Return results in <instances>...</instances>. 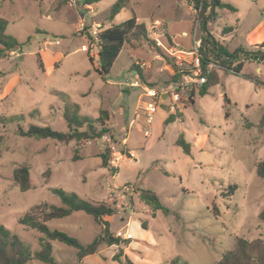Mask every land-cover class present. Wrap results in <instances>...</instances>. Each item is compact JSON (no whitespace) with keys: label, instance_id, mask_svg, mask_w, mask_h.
Listing matches in <instances>:
<instances>
[{"label":"rangeland","instance_id":"374dc122","mask_svg":"<svg viewBox=\"0 0 264 264\" xmlns=\"http://www.w3.org/2000/svg\"><path fill=\"white\" fill-rule=\"evenodd\" d=\"M118 1L85 5L84 0H0V19L8 22L6 33L25 44L0 59V117H26L20 123L0 125V226L32 252L39 251L38 232L19 220L38 204L61 206L53 191L62 189L112 207L115 214L106 218L109 232L123 243L80 259L77 249L54 242L58 264H120L113 259L119 247H129L128 258L134 264H164L178 257L189 264H218L237 238L264 240V179L256 171L264 160V61L243 59L246 66L240 74L217 68L206 93L189 83L184 94L178 87L192 72L187 53L193 49L194 34L197 40L206 36L195 2L129 0L110 21V10ZM134 15L147 26L150 41L126 44L112 72L101 76L95 69L100 66L98 34ZM260 17L264 18L262 12ZM231 23V18L217 16L207 28L218 40L215 32L220 28L225 32ZM183 31L187 37H182ZM242 36L239 31L228 44L242 42ZM89 37L94 40V63L87 53L90 48L83 50ZM176 41L188 42L191 48ZM173 65L184 71L177 82ZM147 70L156 81H145ZM137 77L141 86L158 90L161 96L170 93L167 108L160 100L147 98L142 87L132 86ZM143 77L146 83L141 82ZM176 89L181 95L178 104L172 100ZM192 91L194 102L189 99ZM148 103L157 107L150 128L143 114ZM68 106L78 107L83 120H95L101 109L109 111L106 126L111 133L69 143L18 133L19 127L27 130L31 125L70 132L64 117ZM172 112L177 119L168 124ZM94 127L102 128L98 123ZM87 129L85 124L78 132ZM146 130L150 137L144 136ZM197 135L207 136L203 149ZM126 138L135 152L132 156L123 145ZM181 139L189 145L190 155L177 145ZM103 153L109 156L108 167L103 166ZM21 166L31 168L37 189L20 191L14 172ZM234 185L237 189L231 195ZM143 190L154 192L169 214L146 205L140 198ZM48 226L84 246L103 234V226L85 213L53 220ZM127 230L134 236L132 246L118 235Z\"/></svg>","mask_w":264,"mask_h":264},{"label":"trees","instance_id":"16d2710c","mask_svg":"<svg viewBox=\"0 0 264 264\" xmlns=\"http://www.w3.org/2000/svg\"><path fill=\"white\" fill-rule=\"evenodd\" d=\"M43 1V0H35ZM101 0H84L85 5H93ZM129 0H119L110 10L109 20L114 19L121 13L126 7ZM195 6L198 7L202 4V10L198 15V20L202 21L208 15L209 8L212 5L215 6V14L213 18L206 22L208 24L217 16V10L233 11V8L222 2V0H215L211 2L208 0H194ZM7 21L0 19V59L3 58L7 52L20 50L25 45L20 43L15 37L6 33ZM96 40L99 44L98 59L100 66L95 68L101 76H106L112 72L114 64L121 54L126 44H132L141 41H150L148 28L145 24L139 23L138 18L134 15L132 18L124 21L119 25L112 26L107 29H103L97 36ZM90 49L87 51L89 59L92 63L95 62L94 57L90 55L91 45H93V37H89ZM29 43V41H28ZM208 45V49L204 48ZM264 48V42L256 49H245L240 47L235 52H230L227 47L221 45L219 41H216V46H212V43L206 36H202L201 52L205 58V61H209L211 58L216 64H229L234 65L233 62L237 61L236 66L233 69L235 74H240L243 68L244 60L257 59L264 60V56H259ZM238 52H240L238 54ZM227 57L228 59H225ZM40 58V57H39ZM43 67L42 61H40ZM175 68L174 80L178 81L182 77L184 71L177 66ZM214 72V71H213ZM206 84L202 86V91L207 92V85L211 82V76ZM259 88H262V84L256 80ZM190 101L194 102V91L189 96ZM73 110V112H72ZM79 108L66 107L64 117L68 122L70 132H58L53 130L50 126H37L31 125L27 130L19 127V134L27 138L52 139L59 142L69 143L70 141L82 139H96L111 133V129L106 126L107 121L110 118L109 111L105 109L100 110V115L95 120H83L79 115ZM73 113V114H72ZM229 116V113H226ZM25 115H16L10 118L0 117V125L6 126L9 124L20 123L25 120ZM98 123L102 126L100 130L94 127V124ZM261 123L264 127V116ZM87 124L88 129L79 133L78 129ZM178 146L183 147L185 153L190 155L189 145L182 139L177 142ZM125 154V153H124ZM103 159V166H109V156L107 153L101 154ZM78 157H75L77 160ZM257 175L264 179V160H261L256 165ZM47 174H50L48 170ZM14 178L18 182L21 192H28L38 188L37 183L32 179L31 168L28 166H21L14 172ZM237 186H231V195L236 191ZM61 199V206L50 205L49 203H42L34 206L31 210L20 218L19 223L26 227L38 232L40 250L32 252L31 248L23 243L16 235L12 234L4 226H0V264H30L33 261H37L40 264H58L53 256V244L54 242H60L67 246L73 247L78 250V257L80 259L85 258L88 255L97 253L102 246H114L123 243L122 240L113 236L109 232L108 223L106 218L113 216L115 210L108 206L105 202H94L82 199L76 193H66L62 189H55L53 191ZM141 200L152 208L153 211H162L163 214H169L170 210L165 208L160 202L157 195L150 190H143L140 194ZM218 212L217 207L214 208ZM75 213H85L94 218L95 222L103 226V234L99 235L90 245L84 246L78 239L69 235L66 232L60 230H51L48 223L53 220L64 219L72 216ZM264 216V214L262 215ZM143 228H146L144 225ZM129 244L130 240L125 241ZM115 261L120 264H134L128 256L124 255V249L119 247L118 253L113 257ZM124 259V260H123ZM164 264H189L187 261L180 257L171 260ZM218 264H264V240L257 238L253 241H249L245 238H237L235 247L227 251Z\"/></svg>","mask_w":264,"mask_h":264},{"label":"crops","instance_id":"0c3cea01","mask_svg":"<svg viewBox=\"0 0 264 264\" xmlns=\"http://www.w3.org/2000/svg\"><path fill=\"white\" fill-rule=\"evenodd\" d=\"M208 1L213 2L214 0H208ZM222 2L230 5L233 8V11L217 10V16L223 17L225 19L231 18L232 23H231V25H226L225 32L223 30L224 28H220V30L215 32L217 37H218V40L215 38L216 41H219V43L221 45L227 47V49L230 52H235L240 47H243L245 49H256V48H258V46L264 42V18L260 17L261 12L264 15V0H222ZM212 7H213V5H212ZM212 7L209 8L208 14L211 13ZM214 14H215V10H214ZM197 17H198V15H197ZM244 25H248V26L244 28ZM210 29L212 31H215L214 28H210ZM202 30H203V27H202ZM207 30L210 31L208 28H207ZM239 31H242V35H243L242 37L244 38L242 40V42L235 43V44H228L230 41H232V42L234 41V39L238 35ZM210 33H211V31H210ZM181 35H182V37H187L188 32L183 31ZM88 41H89V39H88ZM176 42L182 43L186 47L189 46L188 42H187L188 44L184 41H176ZM189 47H188V49H189ZM89 48H90V43L87 44L85 46V48H83V50H87ZM91 48H92V46H91ZM90 51H91L90 55L93 57L92 49ZM98 53L96 56H98ZM239 53L240 52H238V54ZM262 53L263 54L259 53L258 55L264 56V48H262ZM263 61L264 60H258V62H255V64H260ZM244 65L246 66V64H243V68L245 67ZM243 68H242V70H243ZM257 72L262 74V69L259 66L257 67ZM151 74H152L151 71H148V70L145 71L144 75H145V81L147 80L146 82H148V81L154 82L153 80L157 79L154 76H152ZM152 78H154V79H152ZM141 82L146 83V82H144V77L142 78ZM140 87H142V89H143V86H140ZM171 114H175V113L172 112ZM176 119H177V115H176ZM135 124H136V122H133L132 125H135ZM139 128L141 130L140 126H139ZM197 136L199 138V144H200L199 147H200V149H203L207 143V136L206 135H201V136L197 135ZM126 140H127V142H126L127 150L132 152L133 154H135L134 150L129 149V147H128V138H126ZM133 244H134V242H131L130 246H132ZM102 247H104V246H102ZM112 247H118V246H112ZM123 248H124V254L126 256H128L129 247H123Z\"/></svg>","mask_w":264,"mask_h":264},{"label":"built area","instance_id":"2783aa9c","mask_svg":"<svg viewBox=\"0 0 264 264\" xmlns=\"http://www.w3.org/2000/svg\"><path fill=\"white\" fill-rule=\"evenodd\" d=\"M188 1L194 3V0H188ZM72 3L75 6H77V2L76 1H72ZM194 7H195V13L199 14L201 12L203 6L201 4L200 6L196 7L195 3H194ZM196 34L197 33L195 32L193 49H192V51L187 53L188 56H191V60L189 61V65H191V67H192V72H191V74L189 76H185L184 77L183 82H181L179 87H178L180 92H182L184 94L188 93L187 92V86L189 85V83H193V84H196V85H199V86L202 87L204 84L207 83L209 75L215 69L224 68L226 70H231V72H233V69L236 66V65H233V68H231V67H229L230 66L229 64H222V63L216 64V62H214L211 58L209 59V61L206 62L205 58H204V56H203V54L201 52L202 40H197L196 39L197 38ZM53 43L58 45L59 41L54 40ZM225 59H228V58L225 57ZM225 65H227V66H225ZM132 86H134V87L141 86L138 77L136 78V80L134 81ZM143 90H145V96L147 98H156V99L160 100V102L162 103V96L159 94V92L157 90H153L150 87H148L147 85H143ZM168 96H170V93H169ZM180 97H181V95H180L179 92H177V89H176L174 91V93H172L173 102L178 104L180 102V100H181ZM156 113H157L156 104L148 103V104H145L143 106V114L146 117V124L148 125V128H150L151 124L153 123ZM133 122H132V124H133ZM144 136L145 137H150L151 136L150 131L146 130L144 132ZM126 142H127V140L125 139L123 141V145L124 146H126ZM132 155H133V153L131 152V156ZM118 235L121 236L125 240H133L134 239V236L130 232V230H127L125 233L119 232Z\"/></svg>","mask_w":264,"mask_h":264},{"label":"water","instance_id":"95a60500","mask_svg":"<svg viewBox=\"0 0 264 264\" xmlns=\"http://www.w3.org/2000/svg\"><path fill=\"white\" fill-rule=\"evenodd\" d=\"M214 3H215V0H214ZM214 10H215V6L213 5V7H212V11H211V13H210L209 15H207V17H206L205 20L203 21V23H202V27H203L204 32L206 33V37H207V39L212 43V46L215 47V46H216V39L212 36L211 33H209V32L207 31V28H206V22H207L209 19H211V18L213 17V15H214ZM168 97H169L168 94H163V96H162V103L164 104V107H165V108H167V107L165 106V103H166ZM174 121H176V115H175V114H171V115H170V118H169V121H168V124H169V123H172V122H174Z\"/></svg>","mask_w":264,"mask_h":264}]
</instances>
